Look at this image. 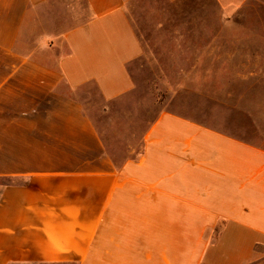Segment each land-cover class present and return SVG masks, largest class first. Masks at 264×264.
<instances>
[{"label":"crops","instance_id":"crops-1","mask_svg":"<svg viewBox=\"0 0 264 264\" xmlns=\"http://www.w3.org/2000/svg\"><path fill=\"white\" fill-rule=\"evenodd\" d=\"M134 1L0 0V264H264V108L163 110L116 159L81 101L132 93ZM165 1L188 67L264 70V0Z\"/></svg>","mask_w":264,"mask_h":264},{"label":"rangeland","instance_id":"rangeland-1","mask_svg":"<svg viewBox=\"0 0 264 264\" xmlns=\"http://www.w3.org/2000/svg\"><path fill=\"white\" fill-rule=\"evenodd\" d=\"M198 11L197 7L183 9L182 4L174 7L165 0H135L129 6V17L144 54L129 65L132 93L107 103L93 86L82 89L81 101L116 159L128 147L138 148L142 131L163 110L227 127L244 124L247 113L264 108V70L191 68L194 54L172 51L181 44L183 27H195L183 13ZM60 23L66 28L73 22L63 19ZM209 40L212 37L206 43ZM214 77H222L225 83H212ZM5 183L0 179V188Z\"/></svg>","mask_w":264,"mask_h":264},{"label":"trees","instance_id":"trees-1","mask_svg":"<svg viewBox=\"0 0 264 264\" xmlns=\"http://www.w3.org/2000/svg\"><path fill=\"white\" fill-rule=\"evenodd\" d=\"M2 180H5V184L2 185V187L6 186L8 184V181H10L12 183V180L10 178H0ZM41 264H47V263H41ZM58 264H69V263H58Z\"/></svg>","mask_w":264,"mask_h":264}]
</instances>
